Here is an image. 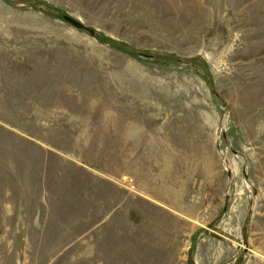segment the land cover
I'll return each instance as SVG.
<instances>
[{"label":"rangeland","instance_id":"obj_1","mask_svg":"<svg viewBox=\"0 0 264 264\" xmlns=\"http://www.w3.org/2000/svg\"><path fill=\"white\" fill-rule=\"evenodd\" d=\"M0 264H264V0H0Z\"/></svg>","mask_w":264,"mask_h":264},{"label":"water","instance_id":"obj_2","mask_svg":"<svg viewBox=\"0 0 264 264\" xmlns=\"http://www.w3.org/2000/svg\"><path fill=\"white\" fill-rule=\"evenodd\" d=\"M63 18H64V20H66L68 23H70L72 26H74L75 28H77V29H84V30H87L88 33H89L90 35H92V36L95 34V32H94L93 29L87 27L86 25H84V24L81 23L80 21H78V20L72 18L71 16L63 15ZM244 167H245V165H244ZM243 172H244V170H243ZM197 233H198L197 231L194 233L193 243H194V241H195V238H196Z\"/></svg>","mask_w":264,"mask_h":264}]
</instances>
